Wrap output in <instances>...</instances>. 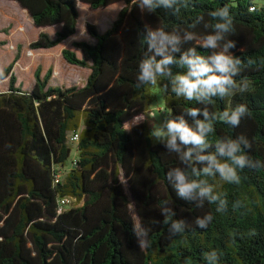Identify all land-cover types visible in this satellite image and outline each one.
I'll return each mask as SVG.
<instances>
[{
  "label": "trees",
  "instance_id": "1",
  "mask_svg": "<svg viewBox=\"0 0 264 264\" xmlns=\"http://www.w3.org/2000/svg\"><path fill=\"white\" fill-rule=\"evenodd\" d=\"M14 1L35 27L60 25L54 36L39 31L29 49L52 48L73 35L79 2L92 9L119 1L123 6L104 32L86 24L93 42H71L81 57L61 49L66 62L90 69L83 86L49 85L52 68L41 75L37 65L33 87L23 90L12 70L18 51L0 71V81L7 78V91L0 92V264H209L204 253L211 249L221 252V264H264V169H245L240 185L218 187L227 193L229 206L216 212L207 201L198 206L177 197L165 174L178 161L153 142L149 119L125 126L145 114L154 98L156 86L137 87L145 25L183 29L195 16L207 18L227 4L234 16L235 54L257 63L243 73L247 92L213 105L221 111L244 103L249 115L237 128L218 123L213 139L243 134L252 144L249 155L264 160V0H194L177 16L164 9L142 12L135 0ZM163 100L168 113L199 107L170 93L163 92ZM75 132L78 139L72 143ZM120 175L138 221L150 228V248L140 249L133 233ZM65 196L73 204L58 211V200ZM165 199L175 212L170 219L185 222L183 233L172 235L163 223ZM234 201L244 206L233 208ZM209 212L213 221L199 228L197 217ZM253 229L255 235H249Z\"/></svg>",
  "mask_w": 264,
  "mask_h": 264
},
{
  "label": "clouds",
  "instance_id": "2",
  "mask_svg": "<svg viewBox=\"0 0 264 264\" xmlns=\"http://www.w3.org/2000/svg\"><path fill=\"white\" fill-rule=\"evenodd\" d=\"M135 5L148 14L164 9L177 16L182 9L193 7L194 0H135ZM234 35V16L225 4L208 12L207 18L195 16L183 29L145 25L139 36L144 50L138 63L137 87L159 86L165 94L199 105L178 114L167 113L157 125H152L151 138L168 153L175 154L178 161L167 170L166 180L177 197L197 201L198 206L207 201L215 205L216 212L229 206L227 193L217 190L218 187L240 185L245 169H264V160L249 155L252 144L245 135L213 139L218 123L237 128L249 115L244 103L213 110L217 100L248 91L243 73L257 63L256 58L235 54L237 41L231 38ZM186 44L191 46L185 48ZM260 63L264 64V58ZM134 121L139 124L143 119L135 117ZM170 204V200L161 201L163 223L170 226L172 235L183 233L185 222L170 219L175 216ZM232 206L244 205L242 201H234ZM213 219L209 212L197 217L195 223L207 229ZM133 233L140 249L151 247L150 228L143 222L133 223ZM249 235L254 236L255 230ZM204 258L209 264H221L222 255L211 249L204 253Z\"/></svg>",
  "mask_w": 264,
  "mask_h": 264
},
{
  "label": "rangeland",
  "instance_id": "3",
  "mask_svg": "<svg viewBox=\"0 0 264 264\" xmlns=\"http://www.w3.org/2000/svg\"><path fill=\"white\" fill-rule=\"evenodd\" d=\"M79 16L77 18L76 32L71 35L66 40L62 41L55 47L44 51H37V54L34 58H31V49L28 47V43L31 42L30 39L36 37L37 29L33 25L31 19L28 17L26 12L16 4L14 0H0V71L4 66H6L13 59L14 54L18 51L19 58L21 57L22 65L29 59L32 61H36V66L39 65L41 67V75L45 72V70L49 67L57 66L60 69V72L64 70V73H60L58 76L54 74V78L52 79L53 86H60L61 82H68V78L76 80L77 77L83 79L79 73H74L71 75L70 72L63 69V66L59 63L61 56L60 49L69 48L76 52L78 57H81V52L79 49L74 48L71 44L72 41H93V38L89 36L86 30V24L92 23L94 24L100 32H104L108 29L112 23V21L116 18L118 14L119 3L110 4L104 8H96L92 9L88 5L84 3H79ZM83 6V7H81ZM89 7V9L87 7ZM87 18V19H85ZM59 28V25L45 26L44 31L48 32L50 35H54V32ZM39 30V29H38ZM37 50V49H36ZM33 51L34 52H36ZM53 51V52H51ZM51 52V53H50ZM48 53V54H47ZM18 60L13 65V72L15 73L17 81L16 85H19L24 89H29L32 87L34 83L33 73H29L30 71L23 72L21 69V65H17ZM63 59V58H62ZM65 61V60H64ZM65 63H67L65 61ZM75 66L77 68H81L80 66H76L74 64H68ZM16 66V67H15ZM15 68V70H14ZM33 66L31 71L33 70ZM65 74V75H63ZM60 75H63L60 77ZM79 79V80H80ZM70 83V82H69ZM72 84V83H70ZM7 91V78L0 81V92ZM154 98L152 102L149 104V108L145 114H141L137 117L138 119H149L153 126L157 125L168 113L164 107L163 100V92L159 87H153L152 89ZM134 118L130 119L125 123L126 127H130L135 123ZM152 130V129H151ZM153 140V139H152ZM153 142H155L153 140ZM71 156H74V147L72 149ZM119 180L124 188V191L129 199V211L134 219V222L137 223L138 217L135 214V208L130 196L128 186L123 175L119 176Z\"/></svg>",
  "mask_w": 264,
  "mask_h": 264
},
{
  "label": "crops",
  "instance_id": "4",
  "mask_svg": "<svg viewBox=\"0 0 264 264\" xmlns=\"http://www.w3.org/2000/svg\"><path fill=\"white\" fill-rule=\"evenodd\" d=\"M16 2V1H15ZM80 3V2H79ZM78 3V4H79ZM116 3H119L120 5H119V8H121L122 6H123V2H121V1H119V2H116ZM16 4H18L17 2H16ZM18 6H19V4H18ZM78 8H79V5H78ZM25 12H26V10L25 9H23ZM120 10V9H119ZM118 10V11H119ZM78 12H79V9H78ZM27 14V13H26ZM78 16H79V14H78ZM85 19H87V18H85ZM76 25H78V23L76 22ZM59 27H60V25H59ZM36 31H37V34H38V32L39 31H44V27H36ZM39 29V30H38ZM59 29V28H58ZM77 29V28H76ZM52 36V35H51ZM54 36V35H53ZM36 37H37V35H36ZM36 37H34V38H32V39H30V41H32V40H34ZM90 42H93V41H90ZM55 47V46H54ZM53 48V47H52ZM75 48V47H74ZM49 49H51V48H47V49H31L32 51H31V58H34L36 55H38L37 54V51L38 50H42V51H44V52H49V51H46V50H49ZM63 49V48H62ZM36 50V52H34L33 53V51H35ZM72 50V49H71ZM39 52V51H38ZM51 52H53V51H51ZM50 52V53H51ZM60 52H61V49H60ZM81 52V51H80ZM82 53V52H81ZM48 54V53H47ZM82 55V54H81ZM78 56V55H77ZM63 58V57H62ZM62 58H60V61H59V63L63 66V69H65L66 71H68V72H70L71 73V75H73L74 73H79L81 76H83V79H80L79 77H77L76 78V80H73V79H71V78H68L69 80H68V82H67V84H66V82H61L62 84H60V86H71V85H77L78 87H81V86H83L84 84H85V81H86V79H87V77H88V75H89V73H90V69L89 68H86V67H81L80 69L79 68H77V67H75V66H72V65H68V64H70V63H65V61H64V59H62ZM36 61H32V59H29V60H27L26 62H24L23 63V65H22V60H21V57L19 58V62H18V66L19 65H21V69H22V71L23 72H27V71H30L29 73L31 74V73H33L34 72V70H35V68L37 67L36 66V64L37 63H35ZM32 66H33V70L31 71V68H32ZM77 66V65H76ZM16 67V66H15ZM14 70H15V68H14ZM46 71V70H45ZM15 72V71H14ZM60 73H64V70H62L61 72H60V69L55 65V66H53V71H52V75H51V77H50V79H49V85H52V79L54 78V74H56V76H58ZM15 74V73H14ZM63 75H65V74H63ZM63 75H60V77H62ZM17 76V75H16ZM34 77V76H33ZM80 79V80H79ZM72 83V84H70V83ZM20 84V83H19ZM34 84V83H33ZM32 87H33V85H32ZM32 87H30L29 89H24V88H22L23 90H25V91H29Z\"/></svg>",
  "mask_w": 264,
  "mask_h": 264
},
{
  "label": "built area",
  "instance_id": "5",
  "mask_svg": "<svg viewBox=\"0 0 264 264\" xmlns=\"http://www.w3.org/2000/svg\"><path fill=\"white\" fill-rule=\"evenodd\" d=\"M78 139V133H72L69 137V141L70 142H75ZM59 175L57 176V178L54 180L55 182L58 181ZM74 199L72 197L69 196H65V197H61L58 200V211H61V209L65 206H69L73 204Z\"/></svg>",
  "mask_w": 264,
  "mask_h": 264
}]
</instances>
